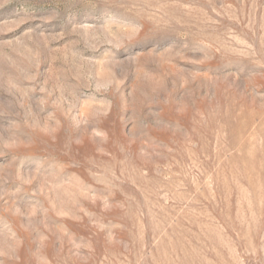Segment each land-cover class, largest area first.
Returning <instances> with one entry per match:
<instances>
[{
    "label": "rangeland",
    "instance_id": "rangeland-1",
    "mask_svg": "<svg viewBox=\"0 0 264 264\" xmlns=\"http://www.w3.org/2000/svg\"><path fill=\"white\" fill-rule=\"evenodd\" d=\"M0 264H264V0H0Z\"/></svg>",
    "mask_w": 264,
    "mask_h": 264
}]
</instances>
